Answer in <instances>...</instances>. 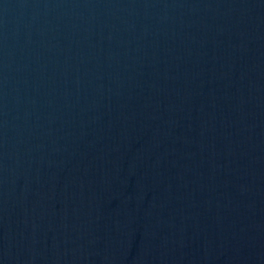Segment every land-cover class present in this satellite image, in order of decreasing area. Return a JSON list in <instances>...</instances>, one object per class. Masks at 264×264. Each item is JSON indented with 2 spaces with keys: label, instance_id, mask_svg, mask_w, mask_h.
<instances>
[{
  "label": "water",
  "instance_id": "water-1",
  "mask_svg": "<svg viewBox=\"0 0 264 264\" xmlns=\"http://www.w3.org/2000/svg\"><path fill=\"white\" fill-rule=\"evenodd\" d=\"M0 264H264V0H0Z\"/></svg>",
  "mask_w": 264,
  "mask_h": 264
}]
</instances>
